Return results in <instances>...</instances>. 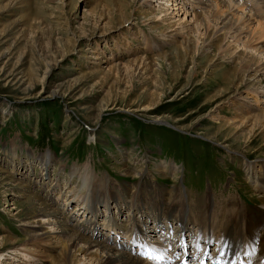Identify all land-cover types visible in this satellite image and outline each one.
<instances>
[{
	"label": "rangeland",
	"instance_id": "374dc122",
	"mask_svg": "<svg viewBox=\"0 0 264 264\" xmlns=\"http://www.w3.org/2000/svg\"><path fill=\"white\" fill-rule=\"evenodd\" d=\"M216 2L0 0V264H62L45 244L26 251L23 225L36 210H57L78 230L83 215L63 201L82 171L109 203L97 208L96 237L111 234L116 246L125 236L103 225L113 221L125 233L133 210L119 213L108 194L119 202L120 194L176 187L172 203L183 196L187 207L264 211V58L242 44L233 54L222 32L206 35ZM229 27L220 21L222 31ZM250 55L261 71L238 72ZM136 216L147 240L177 248V221L164 219L168 229L150 223L158 233H147V218ZM196 230L184 237L191 255ZM209 247L213 254L217 246Z\"/></svg>",
	"mask_w": 264,
	"mask_h": 264
},
{
	"label": "bare ground",
	"instance_id": "6f19581e",
	"mask_svg": "<svg viewBox=\"0 0 264 264\" xmlns=\"http://www.w3.org/2000/svg\"><path fill=\"white\" fill-rule=\"evenodd\" d=\"M215 7L216 11L214 16H211L208 12V16L205 20L206 28H203L206 29V35L209 34L211 30L215 34L222 32L221 34L223 35L224 41L229 40L228 46H235L233 54L237 52L236 48H239L238 46L242 44L244 50L252 49V52L264 58L263 3H260L258 0H217ZM219 15L222 17H216ZM222 19H229L230 27L228 30L222 31L220 29V21ZM247 32L249 36H243L245 33L248 35ZM261 61L260 59L256 60L254 56L250 55L248 58H245L242 63V68L239 69L238 72L244 69L249 71L252 70L253 67H257L256 70L260 72L262 69H260ZM49 74L50 70L45 73V80H47V75ZM229 83L228 80V84ZM45 159L46 157L43 158V160ZM52 160L53 159L49 157L48 161L52 162ZM252 173L253 169H250L248 171V176L255 181L260 180L259 177H254ZM77 176L81 185L79 184L77 189H70L71 195L69 196V194H66L63 203L65 206L64 208H66L69 202H71V199L76 202L78 206L75 211L77 212L76 214L83 215H81L82 221L77 225L79 229L75 230L65 221L62 222L60 220L61 212L57 210H50L48 212L42 210L38 212L36 210V212H33L28 217L23 225L26 229L24 232L26 241L23 245L24 248H28L26 251L29 250V252L36 253V250L29 249V247L34 243L45 244L48 249L59 251V258L62 264H190L189 261L195 258H198L196 262L198 263L200 261L201 264H264L263 210L258 209L253 211L246 207L240 209L231 207L230 204L219 208L214 206L215 209L212 210L209 209L212 206L209 202H207L206 207L200 206L199 204L187 207L185 206L187 203L183 196H180L176 202L172 203L177 193L176 187L170 191H164L163 194H134V191H132V194H120L119 202L116 200V194H108L110 201L115 200L117 203L116 208L120 210L119 213H122L123 207L127 206L133 210L132 214L126 217L132 224L130 227L125 228V233L119 232L123 227H119L113 221H109V224L105 225L104 223L103 225V227L106 226L110 233L113 232V234H123L125 236L116 246V240H113L112 243L107 241L108 238L112 236L111 234L103 235V239L102 235L101 238L96 237L99 233L101 234V232L97 230L100 226L98 219L100 214L97 208L102 204L108 209V199L104 198L101 200L99 196L101 194H98L97 188L93 189L92 174L90 172L82 171L77 174ZM17 185L20 186V184ZM126 191L129 192L130 190L126 189ZM166 196L168 197L166 198ZM164 198H166L165 204L159 205ZM140 199H143V201L148 199L150 207L147 208L146 204L145 208L140 205ZM207 200L209 201L208 198ZM109 210L111 209L109 208ZM107 211L108 210H106V212ZM136 211L140 213L142 217L145 216L147 218L143 224V227L147 229V233L148 230L153 229L150 227V223L153 224L154 222H158L159 226L163 225L168 229L169 223H166L165 220H173V223L177 221L175 225L179 226V228L174 229L170 234L171 236H175L174 233H177L178 238L175 237L174 240V243L176 242L178 245L177 248L173 249L172 244L170 248V246L166 247V245L160 243H151L147 240L148 236L146 234L143 233L144 235H142V233H139L136 228L139 227L140 229L141 226L138 223ZM86 213H89L88 215H91V217L88 218ZM85 215H87L86 218L84 217ZM259 218L263 221L261 224H256ZM210 221L212 222L211 228H209ZM89 226L95 231V236L94 232L90 233V231H88L90 229ZM173 226L174 225H171V227ZM191 226L197 229L194 231V235L198 234V236H195L193 241V245L197 249V255H191L190 250H188L190 247L186 244V240L184 239L186 234L193 235V230H195V228L191 230ZM155 228H158L157 225H155ZM132 230L136 232V235ZM79 231L83 233L87 232V235L89 234L90 236L86 237L79 233ZM130 231L132 235L135 236L130 235V237H128ZM141 232H143V230H141ZM154 232H157V230L153 229V233ZM155 236H159L156 238L160 239L161 235ZM211 244L217 246L213 254H211L212 251L210 252L209 249V245ZM134 247H137V249H134ZM138 248H140V250H138ZM169 248L170 250H168ZM168 253H170L169 256ZM21 255L22 253H18V257ZM3 256L4 255L0 256V260H2ZM150 258H153V260ZM22 259L26 261V264H30L28 259Z\"/></svg>",
	"mask_w": 264,
	"mask_h": 264
}]
</instances>
